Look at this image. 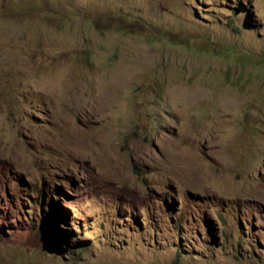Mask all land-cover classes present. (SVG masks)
Returning <instances> with one entry per match:
<instances>
[{"label": "rangeland", "instance_id": "1", "mask_svg": "<svg viewBox=\"0 0 264 264\" xmlns=\"http://www.w3.org/2000/svg\"><path fill=\"white\" fill-rule=\"evenodd\" d=\"M0 264H264V0H0Z\"/></svg>", "mask_w": 264, "mask_h": 264}]
</instances>
